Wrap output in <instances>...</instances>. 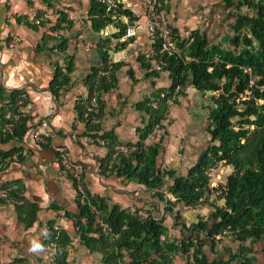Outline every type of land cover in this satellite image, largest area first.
I'll return each mask as SVG.
<instances>
[{"label":"crops","instance_id":"obj_1","mask_svg":"<svg viewBox=\"0 0 264 264\" xmlns=\"http://www.w3.org/2000/svg\"><path fill=\"white\" fill-rule=\"evenodd\" d=\"M121 3L139 25L135 28V37L124 40L123 47L111 49V60L121 64L115 71L117 85L102 93L100 114L88 125L80 120V113H84L91 93L89 78L101 67L99 43L106 39L112 46L117 39L115 34L120 31L117 24H126L129 28L133 21L122 18L120 23L96 32L90 15L91 0H0V99L8 101L11 94L22 93L20 96L24 98L19 104H27L23 114L29 118V131L21 143L14 140L0 144L2 151L17 147L23 150V160L2 172V181L21 185L26 200L22 209L18 206L23 202L18 206L0 207V264H53L54 250L48 243L52 226L73 237L70 261L102 264L100 254L91 253L76 235V218L81 217L77 189L71 179L60 176L53 166L57 147H65L70 162L84 167L83 184L93 197H103L109 204L115 202L114 206L129 211L138 209L142 213L151 203L157 205L161 201L160 196L145 185L120 176L117 169L113 170V162L109 170H104L114 144L128 146L139 141L138 130L148 123L140 104L168 90L172 80L171 73L156 74L143 58L153 47L147 29L148 0H121ZM166 4L171 26L181 39H189L193 32L200 31L210 41L216 28L223 33L226 31V35L220 42L211 44H221L226 36H233L227 28L235 19L225 15L221 18V13L232 12L225 8L223 0H167ZM69 13L75 16L74 20L69 19ZM16 39L17 45L10 48L9 44ZM67 57L74 64L71 82L61 86L55 95L51 85L58 73L66 69ZM210 106L211 100H205L192 88L190 94L183 95L170 110L161 158L178 174H187L210 145ZM47 114H53L48 128L51 137L47 145L39 146L35 144L34 132ZM204 132L209 137L203 138ZM84 136H91L94 141L86 143ZM102 141L108 146H101ZM220 173L222 169L214 176L217 182ZM3 176L0 174V178ZM25 209L28 213L34 209L35 221L29 222ZM165 210L161 208L160 212ZM183 211L175 208L173 215L180 213L192 222L198 219L191 210ZM167 217L166 220H171L170 214ZM225 247L233 248L231 242ZM219 253L222 251L215 252L216 256H221ZM222 255L226 257L227 253Z\"/></svg>","mask_w":264,"mask_h":264},{"label":"trees","instance_id":"obj_2","mask_svg":"<svg viewBox=\"0 0 264 264\" xmlns=\"http://www.w3.org/2000/svg\"><path fill=\"white\" fill-rule=\"evenodd\" d=\"M160 3L168 11L165 0H160ZM223 3L225 8L232 9L229 15L235 22L231 26L233 36H227L221 44H211L207 35L200 31L193 32L191 39H181L174 30L181 54L168 55L158 52L157 41L155 58L165 71L171 73L173 86L154 98L159 103L158 109L153 107L151 99L140 104L139 108L148 116V123L138 130L139 141L128 145L133 148L128 156L119 152L116 158L112 157L116 153L114 144L104 165V170H109L113 159H117L113 170L117 169L120 176L153 190L155 195L165 200L168 209H173L175 204L191 208L209 204L214 210L210 217L198 216L192 226L185 227L182 238H173L164 224L165 216L156 215L154 211L142 214L138 209L129 212L117 206L110 208L107 199L93 197L89 193L87 203L80 206L82 216L76 218V235L91 253L101 255L102 264H175L179 256L187 259L188 264H259L261 260L256 252H264V246L262 250L259 248L264 242V0H223ZM244 9L251 13L244 12ZM121 14L130 22L135 19L128 10L122 9ZM90 15L96 32L120 23L112 20L106 7L95 0H91ZM117 25L120 31L115 37L119 39L125 35L128 26ZM110 43L106 39L99 43L101 67L94 71L93 78H89L91 93L88 104L91 94L95 93L101 103L100 109L101 95L116 88L115 71L121 67L120 63H115L109 70ZM60 49L64 51V45ZM187 57L190 60H186ZM66 65L51 85L55 95L61 86L71 82L74 64L68 57ZM102 71H110L109 76H100ZM188 85L201 95L207 92L213 94L208 107L211 143L195 166L183 175L175 170L160 169L163 142L147 145L146 140L164 119L169 109L166 101L172 99L175 88ZM20 94H11L7 99L11 103L0 110V122H3L0 124V144L14 140L21 143L29 131V118L23 114L26 103L23 106L19 104L24 98ZM1 98L4 100L3 96ZM8 112L13 115L10 121L4 118ZM80 115L83 116L82 113ZM91 122L89 120L88 125ZM10 124L13 128L9 126L8 129ZM110 144H113L112 140ZM22 152L19 147L11 151L0 150V165L3 166L14 155L22 161ZM229 166L233 172L228 176L226 187L213 190L210 173ZM11 185H17V189H9L10 202L0 197V207L9 203L18 206L23 202L22 206H18L22 209L26 205L24 189L9 181L5 187ZM164 190L172 193L175 204L164 198ZM221 200H225L224 207L219 204ZM155 208L160 211L158 206ZM25 212L26 217H30L29 222L35 221L34 209L29 213L25 209ZM225 233L239 245L238 250L224 246L229 258L221 255V259L210 261L205 247L215 249L216 241L223 242L218 237H223ZM50 234L48 243L54 244L53 264H74L69 260L73 237L65 230H55L54 226Z\"/></svg>","mask_w":264,"mask_h":264},{"label":"built area","instance_id":"obj_3","mask_svg":"<svg viewBox=\"0 0 264 264\" xmlns=\"http://www.w3.org/2000/svg\"><path fill=\"white\" fill-rule=\"evenodd\" d=\"M97 3L106 7V12L110 16L112 20L115 22H119L122 18H127L121 14V0H95ZM167 3V0H165ZM148 14H149V21L147 25V29L149 34L152 36L153 39V47L151 50L145 52L144 59L151 65V68L157 72H164V68L162 64H159L155 58V54L157 50L155 48L157 41H159L158 52L163 54L172 55L175 53L181 54V51L177 45L176 35L174 34V29L171 26V22L168 18L167 11L162 8L160 0H148ZM69 19L74 20L75 16L72 13H69ZM138 21H134L132 23V27L127 28L125 35L120 39H116L114 44L111 46L112 49L119 46L124 40L131 39L136 36L135 28L138 26ZM18 40H14L9 44L10 48H14L17 45ZM190 60L189 58H186ZM113 61L108 63L109 70L113 68ZM109 74V71H104L101 73L102 76H106ZM172 87V83H170ZM184 91L185 93H189L191 91L190 87H186L183 89L182 87L178 86L175 88V94L172 99L168 100L167 105L172 106L174 104L175 97ZM91 101L86 105L85 112L83 113V118L89 119L92 115L98 114L100 109V103L96 94H91ZM205 98H207L205 96ZM8 102V103H7ZM11 102L2 101L0 99V109L4 108L6 105L10 104ZM26 107L27 104L25 105ZM155 109H158V104H153ZM2 113H0L1 116ZM53 114H47L44 120L39 124V128L34 132V141L36 145L45 146L49 143V138L51 134L48 132L49 122L51 120ZM168 116L169 112L166 113L165 119L162 120L159 124H157L150 134L149 141L157 142L161 137L165 134V125L168 124ZM5 120L10 121L13 119V115L11 112H8L5 115ZM18 119V117H16ZM82 120V119H80ZM13 128V125H8ZM84 142L91 143L92 139L88 136L84 137ZM105 142H101V145H104ZM117 151L124 152L128 155L131 152V149L128 146H118L116 147ZM57 152V159L53 163V166L59 171L60 176H67L71 179L77 186V200L82 204L85 205L88 200V192L86 191L84 184H83V175H84V167L81 164H72L69 159V155L67 153V149L63 146L56 148ZM19 158L16 155L9 159L7 163L3 166L0 165V174L3 176L2 172L9 170V166L12 164H19ZM1 177L0 179V197L9 200L8 193L10 190H16L17 185H11L10 187H5ZM165 195L168 199L174 200L175 198L168 192H165ZM106 228V227H105Z\"/></svg>","mask_w":264,"mask_h":264},{"label":"clouds","instance_id":"obj_4","mask_svg":"<svg viewBox=\"0 0 264 264\" xmlns=\"http://www.w3.org/2000/svg\"><path fill=\"white\" fill-rule=\"evenodd\" d=\"M189 39H191V37L189 38ZM188 58V57H187ZM190 59V58H189ZM187 60V59H186ZM112 61V60H111ZM114 63V62H113ZM113 69V68H112ZM102 72H104V71H102ZM101 72V73H102ZM164 72H166L165 70H164ZM101 73H100V76H102L101 75ZM109 74H110V71H109ZM109 74L108 75H106V76H109ZM171 83H172V86H173V79L171 80ZM187 87H190L191 88V90H192V88H194L193 86H191V85H188ZM170 88H171V85H170ZM169 88V89H170ZM183 88V87H182ZM186 88V87H185ZM185 88H183V89H185ZM191 92V91H190ZM190 92L189 93H185L184 91H181V93L180 94H178L176 97H175V100H174V104L172 105V106H168V110H167V112H169V116H168V123H170V110H171V108L173 107V106H175L177 103H178V101L181 99V97H183V95H187V94H190ZM174 94H175V90H174V93H173V96L172 97H174ZM213 94H211L210 92H207V93H205L204 95H201L202 96V98H204L205 100H211V96H212ZM205 96L207 97V98H205ZM155 98V97H154ZM154 98H152L151 99V101H153V104H155V103H157L158 104V107H159V103L156 101V99H154ZM168 100H170V99H167V101H166V104H167V102H168ZM100 103V102H99ZM88 104V103H87ZM100 105H101V103H100ZM100 111H101V109H99V113L98 114H95V115H92L89 119H85V118H83V116L81 117V121L82 122H87L88 123V121L89 120H94V118L96 117V116H98L99 114H100ZM166 112V113H167ZM165 116H166V114H165ZM164 119H165V117H164ZM164 119H162V120H164ZM165 134L161 137V139H159L157 142H163L164 143V139L167 137V135H168V126L167 125H165ZM153 132V131H152ZM151 132V133H152ZM150 133V134H151ZM84 137H86V136H84ZM83 137V138H84ZM88 137H90L91 139H92V141L91 142H93L94 140V138L93 137H91V136H88ZM149 137H150V135H149ZM149 137H148V139L146 140V144L147 145H152V144H155V143H157V142H148L149 141ZM84 140V139H83ZM101 140H104V139H100V141ZM103 142V141H102ZM100 144V143H99ZM101 145V144H100ZM107 145V142L105 141V144L104 145H101V146H103V147H105ZM108 146V145H107ZM118 146H124V145H117L116 144V146L114 145L113 146V148H114V152H116L112 157L113 158H116L117 157V155L119 154V152L120 151H117V149H116V147H118ZM130 149H131V151H132V149L133 148H131L130 146H128ZM110 152H111V150H110ZM131 153V152H130ZM129 153V154H130ZM163 153V152H162ZM162 153H161V155H162ZM128 154V155H129ZM127 155V156H128ZM117 160V159H116ZM116 160L115 159H113V164H114V161L116 162ZM161 160H162V158H159V168L160 169H162L163 171H168L167 169H170V168H172V165L171 164H165L163 161L161 162ZM223 168H225V167H223ZM223 168H221V169H223ZM111 171H112V169H110ZM220 170V169H219ZM219 170H213L211 173H210V176H211V187H212V181H213V179H214V176H215V174L219 171ZM7 182L8 181H6V182H3L4 184H7ZM143 185V184H142ZM87 191V190H86ZM88 192V191H87ZM165 192H168V193H170L171 195H172V193L169 191V190H164V198L165 199H167V200H169V201H172L174 204H175V202H176V199H174V200H170V199H168L167 198V196L165 195ZM154 193V192H153ZM88 195H89V193H88ZM174 197V196H173ZM102 198V197H101ZM163 198V199H164ZM175 198V197H174ZM77 199V198H76ZM89 200V199H88ZM159 200H160V198H159ZM224 201L225 200H221V203H219L220 205H221V207H222V204L224 203ZM7 202H10V200H7ZM79 202V201H78ZM89 202V201H88ZM10 204H13V203H9V205ZM78 204V207H79V211L80 212H82V210L80 209V206H84V205H82L80 202L79 203H77ZM152 204H156V203H151V205H148L147 206V211H154L155 213H156V215H161L162 217L163 216H165L166 217V219L168 218L167 217V215H169L170 214V216H171V220H165L164 221V224L168 227V231H169V235H171L173 238H176V237H179V238H182V235H183V232L185 233V227H190V226H192V224L193 223H195V222H192L190 225H187V224H182V222L184 221V218L181 216V214L180 213H177V214H175V215H173V212L175 211V208H177V209H184V210H194L195 208H191V207H185L184 205H182V204H175L174 205V207H173V209H168L167 208V205L168 204H166V202H165V200H162L161 199V201H159V203L157 204V205H152ZM155 206H158V208H159V210L162 208V209H166L164 212H160V211H156V208H155ZM135 211V210H134ZM129 212H133V211H129ZM142 213V212H141ZM143 214V213H142ZM80 216H82V215H80ZM178 218V220L176 221V219ZM168 221H171V223H168L167 224V222ZM179 224L181 225V231L179 232L178 231V233L176 234V233H174L173 231L174 230H177L178 229V226H179ZM55 230H60V228L59 227H56V228H54ZM218 238H221V240H223V242L221 243L220 242V240H218V241H216V243H215V249H212L210 246H206L205 247V253L207 254V256H208V258L210 259V261H213V260H215V259H221V256H216V254H215V252H218V251H222V253L220 254V255H222L223 254V252H225V248H224V246H225V244L227 243V242H231L232 243V246H233V248H232V250H234V251H237L238 250V247H239V245L237 244V243H235V242H233V240L229 237V235L228 234H224V236L223 237H218ZM211 243V242H210ZM50 245H52V247H50L51 249H53V245L54 244H50ZM262 245V244H261ZM229 248V247H228ZM208 251H212L213 252V254L212 255H208ZM258 251V250H257ZM91 252V251H90ZM259 252V251H258ZM194 253V249L192 250V254ZM98 254V253H97ZM212 256H213V258H212ZM229 254L227 253V256H226V258L228 259L229 258ZM257 257H259V256H257ZM183 260V261H185V262H183V263H180L178 260ZM100 261H101V255H100ZM259 264H261V262L259 261L258 262ZM175 264H188V261H187V259H183L182 257H177L176 258V262H175Z\"/></svg>","mask_w":264,"mask_h":264},{"label":"rangeland","instance_id":"obj_5","mask_svg":"<svg viewBox=\"0 0 264 264\" xmlns=\"http://www.w3.org/2000/svg\"><path fill=\"white\" fill-rule=\"evenodd\" d=\"M244 12H246V13H251V11H249V10H247V9H244ZM224 15L225 16H227V17H229L230 15H226V14H224V13H221V18L222 17H224ZM216 26H217V24H216ZM231 29V27H230V25L228 26V28H227V32H233V31H231L230 30ZM216 33L215 34H213L212 36H211V39H210V42H212V43H215V42H220L221 40H222V38L226 35V31L223 33V32H221V31H219V29H215L214 30ZM227 37V36H226ZM225 37V38H226ZM224 38V39H225ZM223 39V40H224ZM167 126H168V128H169V123L167 124ZM210 135V134H209ZM202 137L203 138H205V137H209V136H206V133L204 132L203 134H202ZM210 140H211V138H210ZM148 142H150V141H148ZM210 143H211V141H210ZM17 158H18V155H17ZM161 162H162V160H161ZM167 170H174L173 169V167L172 168H170V169H167ZM232 172H233V168L232 167H226V168H224V169H222V173H220V176H219V181L217 182L215 179H213V181H212V189L214 190V189H219L220 187H223V188H225L226 187V185H227V182H228V176L230 175V174H232ZM103 198V197H102ZM121 201V200H120ZM114 205H116L117 203H115V202H112ZM225 201H224V203L222 204V207H224L225 205ZM108 205H109V207L110 208H112V207H114V205H112V204H109V202H108ZM121 210H124L123 208H121V207H119ZM188 210V209H187ZM187 210H184L183 212H186ZM214 209L212 208V206H210L209 204L207 205V206H203V207H196L194 210H191V212H192V214H193V217L194 216H208V217H210L211 216V214H212V211H213ZM126 211H129V210H126ZM189 212V211H188ZM186 218V217H185ZM187 219V218H186ZM170 221H168L167 222V224L169 223ZM187 224V225H190V223H192V221L191 220H185L184 219V221L182 222V224ZM178 231L180 232L181 231V225L179 224V226H178V229L177 230H174L173 232L174 233H178ZM263 246H264V242L262 243V246L261 245H259V248H263ZM263 251H257L256 252V254H258V258H260L261 260H260V262H261V264H264V256H263ZM213 254V252L212 251H208V255H212ZM212 258H213V256H212ZM180 263H183V262H185V261H183V260H178Z\"/></svg>","mask_w":264,"mask_h":264},{"label":"flooded vegetation","instance_id":"obj_6","mask_svg":"<svg viewBox=\"0 0 264 264\" xmlns=\"http://www.w3.org/2000/svg\"><path fill=\"white\" fill-rule=\"evenodd\" d=\"M126 209H124L123 211H125ZM223 254H224V252H223Z\"/></svg>","mask_w":264,"mask_h":264},{"label":"water","instance_id":"obj_7","mask_svg":"<svg viewBox=\"0 0 264 264\" xmlns=\"http://www.w3.org/2000/svg\"><path fill=\"white\" fill-rule=\"evenodd\" d=\"M80 212V211H79ZM80 214L82 215V212H80Z\"/></svg>","mask_w":264,"mask_h":264}]
</instances>
